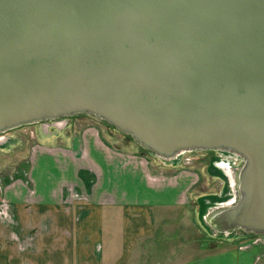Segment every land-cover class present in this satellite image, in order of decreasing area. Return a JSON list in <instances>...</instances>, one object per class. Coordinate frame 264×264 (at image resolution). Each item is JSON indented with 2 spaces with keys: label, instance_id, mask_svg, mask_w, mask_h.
Here are the masks:
<instances>
[{
  "label": "water",
  "instance_id": "obj_1",
  "mask_svg": "<svg viewBox=\"0 0 264 264\" xmlns=\"http://www.w3.org/2000/svg\"><path fill=\"white\" fill-rule=\"evenodd\" d=\"M90 116L163 162L243 159L218 237H264V0H0V135Z\"/></svg>",
  "mask_w": 264,
  "mask_h": 264
},
{
  "label": "crops",
  "instance_id": "obj_2",
  "mask_svg": "<svg viewBox=\"0 0 264 264\" xmlns=\"http://www.w3.org/2000/svg\"><path fill=\"white\" fill-rule=\"evenodd\" d=\"M87 132L45 134L32 146L16 179L25 175L28 187L18 185L9 215H0V264H264V237L222 238L205 228L201 201L195 211L189 203L192 176L182 181L176 167L152 166ZM176 210L197 213L205 245L171 230Z\"/></svg>",
  "mask_w": 264,
  "mask_h": 264
},
{
  "label": "rangeland",
  "instance_id": "obj_3",
  "mask_svg": "<svg viewBox=\"0 0 264 264\" xmlns=\"http://www.w3.org/2000/svg\"><path fill=\"white\" fill-rule=\"evenodd\" d=\"M49 124V126H47V124L43 125V123L31 124L4 133V136L8 139H6L7 142L0 146V213L4 210L5 215H9L10 206L8 203L10 196L13 191L18 188V185L21 188H23V186L25 188L28 187L25 175L24 178H22L23 181L16 179L20 176L18 175L20 174L19 171L25 172V168L29 163L30 150L33 145L39 142V137H43V135L46 134L45 131L55 136L60 133L64 135L79 133V131L84 129V131H88L87 133L93 132L100 138H106L107 141L111 142L117 149L124 150L133 156L145 157V163H154L156 167L159 165L162 168L176 167V170H181L178 177L182 181H186L190 176L193 178L194 184L192 186L193 188H191L188 193V199L190 200V206L194 207V211L197 209L198 205L196 201L198 200L199 202L201 201V208L204 210L212 206L211 204L214 205L217 196H223L222 200L224 204L228 203L233 198L232 193H227L228 183L226 184V178L223 176L224 167L220 163L222 161L220 156H216L218 154L216 151L199 150L186 152L182 154L183 156L178 164H171V162H163L161 159L139 146L131 138L90 116H72L56 120L55 122H49ZM47 149L48 150H43L36 147L35 152L57 153L53 148ZM154 164H152V166ZM145 166L147 167V164H145ZM146 179L150 181L158 180L159 183L162 177L154 179L150 173H147ZM29 192L32 193V191ZM26 196L28 198L27 194ZM211 201H213V203ZM172 216L173 219L175 217L178 221L172 223L171 230L174 232L177 231L178 234L187 232L188 241L197 243V241L202 239L204 240V245L206 244L207 232L197 219L196 212L195 215L193 214V218L191 217V213L182 212L180 210H176ZM201 232L203 233V237L201 236ZM213 238L211 237V241H213Z\"/></svg>",
  "mask_w": 264,
  "mask_h": 264
},
{
  "label": "built area",
  "instance_id": "obj_4",
  "mask_svg": "<svg viewBox=\"0 0 264 264\" xmlns=\"http://www.w3.org/2000/svg\"><path fill=\"white\" fill-rule=\"evenodd\" d=\"M182 156L183 155L181 154L180 156L176 157L174 160H177ZM218 156H220L221 160L223 158V160L220 162L222 164V166L224 167L223 171L237 170L243 164V159L236 154L226 153V152H218ZM232 197H233V194H232ZM0 215L2 217H6L4 210L0 213Z\"/></svg>",
  "mask_w": 264,
  "mask_h": 264
},
{
  "label": "bare ground",
  "instance_id": "obj_5",
  "mask_svg": "<svg viewBox=\"0 0 264 264\" xmlns=\"http://www.w3.org/2000/svg\"><path fill=\"white\" fill-rule=\"evenodd\" d=\"M47 126H49V125H47ZM6 139H8V138L6 136H4V133L0 135V146H2L5 142H7ZM222 160H223V158H222Z\"/></svg>",
  "mask_w": 264,
  "mask_h": 264
},
{
  "label": "trees",
  "instance_id": "obj_6",
  "mask_svg": "<svg viewBox=\"0 0 264 264\" xmlns=\"http://www.w3.org/2000/svg\"><path fill=\"white\" fill-rule=\"evenodd\" d=\"M208 208V207H207ZM207 208L204 209L202 216L205 214V211L207 210ZM206 228V227H205ZM207 229V228H206ZM208 230V229H207Z\"/></svg>",
  "mask_w": 264,
  "mask_h": 264
},
{
  "label": "flooded vegetation",
  "instance_id": "obj_7",
  "mask_svg": "<svg viewBox=\"0 0 264 264\" xmlns=\"http://www.w3.org/2000/svg\"><path fill=\"white\" fill-rule=\"evenodd\" d=\"M48 125H50V124H48ZM45 133H46V134H49V132H48V131H47V132L45 131Z\"/></svg>",
  "mask_w": 264,
  "mask_h": 264
}]
</instances>
